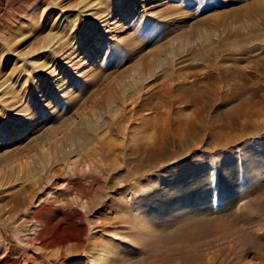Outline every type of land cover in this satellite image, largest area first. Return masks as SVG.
<instances>
[{
  "label": "rangeland",
  "instance_id": "obj_1",
  "mask_svg": "<svg viewBox=\"0 0 264 264\" xmlns=\"http://www.w3.org/2000/svg\"><path fill=\"white\" fill-rule=\"evenodd\" d=\"M239 1L155 0L146 11L151 3L142 0H0V264H147L151 239L161 251L190 233L208 257L217 249L206 240L213 220L264 241V118L212 151L202 150L205 138L181 153L173 139L142 127L155 115L150 104L159 99L149 94L162 68L190 61L179 33L202 14L249 0ZM82 3L93 7L76 10ZM105 19L117 23L106 27ZM210 27L218 30L203 24L199 34L211 36ZM173 38L174 55L149 54ZM52 41L58 48L42 50ZM60 48L77 55L72 68ZM142 52L161 60L153 76L136 73ZM132 142L166 148L142 170L136 167L145 152L131 150ZM224 160L233 194L217 192L211 205L180 213L193 208L211 167L221 175Z\"/></svg>",
  "mask_w": 264,
  "mask_h": 264
},
{
  "label": "bare ground",
  "instance_id": "obj_2",
  "mask_svg": "<svg viewBox=\"0 0 264 264\" xmlns=\"http://www.w3.org/2000/svg\"><path fill=\"white\" fill-rule=\"evenodd\" d=\"M150 1L155 2V0H142V3H151ZM238 2L240 1L238 0ZM242 2L228 9L223 8L202 14L196 18L194 24L188 26V29H183L179 35L185 43L184 48L188 50L187 56L190 61L178 68L173 67V65H166L159 74L158 87L154 86L156 90H151V93L148 91L149 95L157 97L159 102L153 104L151 102L150 105L154 106L155 115L146 117L143 120L142 127L144 129L151 128L158 134L159 138L173 139L176 148L181 153L190 147H197V144L205 138V146H202V150L212 151L217 147H224L225 144L246 135L253 128H257L259 119L264 118V0ZM161 3H163V0ZM158 5L151 3L144 8H147L146 11H151ZM91 6L82 3L81 6L76 7V10L88 11L93 7ZM177 7V5L170 6L175 10L179 9ZM173 12L175 13L172 16L177 13L174 10ZM169 14L166 15L171 17V14ZM175 17L177 15L173 18L175 19ZM116 23V21L108 19L103 25L109 27L110 25L114 26ZM203 24H206V26L211 24L218 30L213 31L210 27L209 31L212 30L213 33L211 36L208 35L209 32L207 31L204 34H199L198 27ZM218 31L224 32V36L216 37ZM173 40L174 38L169 40L168 44L165 43L166 40L162 41L156 47H153L149 54L155 55V53H162L169 49L168 54L174 55L173 51L178 46L173 43ZM56 42H51L55 46L50 43L42 50L45 51L52 47L55 50L59 45ZM193 44L197 47L199 45V47L193 48ZM56 51L57 53L60 52L59 57L63 64L72 68L74 65L72 62L77 58V55H73V51H62L61 48ZM38 53L40 51L33 53L30 57L38 55ZM139 58L138 64L141 69L136 73L141 74V71H147L150 75H154L158 62L160 63L161 60L158 61L154 57L150 58L143 52ZM136 73H133V81L137 84L138 76ZM49 74H51V78L56 76L55 72H49ZM174 80L178 81L175 82ZM259 88H262V91L258 92ZM138 91L140 90L137 89L136 92ZM145 96H147L146 93ZM165 105L169 109L162 110ZM118 112L122 111L119 109ZM161 117L166 121V128L169 124V129L172 131L168 133L165 131L164 121ZM129 147L134 151L136 149L139 151L144 150L145 154L141 157V163L136 167L143 170L148 164L151 166L160 159L166 144L158 142L157 145L145 146V144L140 143L135 146L133 143ZM227 160L222 161L220 176L213 174L214 169L210 168V182L207 185H202L199 188L201 191L197 195L195 194L193 208H180V213H188L189 216L192 213L195 214L203 204L211 205V201H218V198L212 199V195L217 192L220 193L219 196L225 194L226 197H229L231 193L233 194V187L236 186L235 178L233 180L230 177L231 173L225 171V166L229 164ZM199 168L198 166L195 167L194 171ZM222 197L219 198V202H223L224 198ZM257 208L255 207V209ZM244 209L251 210L252 206L247 204ZM204 211L208 212L209 208L204 209ZM201 219L203 218L201 217ZM213 221L210 224V221H208L205 225L209 226L208 233L210 234L206 240L213 239L212 242H209V247L217 244L216 253H212L207 257L201 249V245H199V236L196 233H190L186 238H182L184 236L182 235L181 240L176 245L167 243L161 251L157 248L158 243L151 242L152 239L150 238V250L147 251V255L152 259L147 264H264V241L260 242L259 239L249 238L247 234L250 231L245 230L244 226L240 230L233 226L235 228L231 232L229 225H225V220L222 223L217 221L213 223ZM206 243L204 242V245ZM248 253V256L245 255ZM100 254L99 258L103 259L104 255ZM98 260L97 258L93 263L99 264Z\"/></svg>",
  "mask_w": 264,
  "mask_h": 264
}]
</instances>
